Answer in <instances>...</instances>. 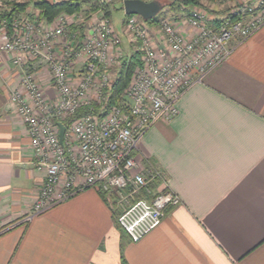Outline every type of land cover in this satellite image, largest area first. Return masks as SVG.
I'll return each instance as SVG.
<instances>
[{
	"label": "crops",
	"instance_id": "obj_1",
	"mask_svg": "<svg viewBox=\"0 0 264 264\" xmlns=\"http://www.w3.org/2000/svg\"><path fill=\"white\" fill-rule=\"evenodd\" d=\"M19 71L0 55V264H264V24L139 140L179 202L138 241L93 187L27 218L43 172L8 98Z\"/></svg>",
	"mask_w": 264,
	"mask_h": 264
},
{
	"label": "built area",
	"instance_id": "obj_2",
	"mask_svg": "<svg viewBox=\"0 0 264 264\" xmlns=\"http://www.w3.org/2000/svg\"><path fill=\"white\" fill-rule=\"evenodd\" d=\"M223 1L230 8L222 16L183 7L177 17L161 14L148 24L124 13L123 33L140 64L125 100L110 107L111 69L126 53L108 17L62 13L48 22L23 13L9 25L0 20V55L20 70L8 98L26 126L35 167L43 172L27 218L93 187L117 213L123 231L138 241L159 224L167 206L179 202L163 170L148 159L137 161L134 153L154 123L177 115L184 91L264 24V0ZM79 23L81 38L71 30ZM80 109L87 112L69 120Z\"/></svg>",
	"mask_w": 264,
	"mask_h": 264
},
{
	"label": "trees",
	"instance_id": "obj_3",
	"mask_svg": "<svg viewBox=\"0 0 264 264\" xmlns=\"http://www.w3.org/2000/svg\"><path fill=\"white\" fill-rule=\"evenodd\" d=\"M161 1V0H160ZM163 1V0H162ZM165 5L171 9L173 17H177L181 5L191 7L198 4L200 0H167ZM115 2H120V8L123 9L122 0H21L11 1L5 8L0 9V20L6 19L8 25L12 19L19 14L29 13L32 16H36L38 20L52 21L58 15L65 14H82L85 17H89L92 13L97 12L109 18L111 15V9L114 7ZM32 5L33 10L29 12L27 9ZM163 9L153 18L146 20L148 24H153L157 17L160 16ZM125 16V14H124ZM83 23L73 25L71 30L78 31V37L84 35ZM79 39V38H78ZM140 64V58L138 52L126 53L122 59L114 66L115 77L110 89V99L107 106L112 104H120L125 97L123 95L125 88L131 78V74L135 68ZM87 112V110L80 109L76 114L72 115L69 120L80 116ZM65 119V123L69 121ZM99 191V190H98ZM100 192V191H99ZM103 196V193L100 192ZM117 215V213L115 212Z\"/></svg>",
	"mask_w": 264,
	"mask_h": 264
},
{
	"label": "rangeland",
	"instance_id": "obj_4",
	"mask_svg": "<svg viewBox=\"0 0 264 264\" xmlns=\"http://www.w3.org/2000/svg\"><path fill=\"white\" fill-rule=\"evenodd\" d=\"M11 1H21V0H3L2 1V5L0 6L1 8H5L8 5V2ZM162 5V9H163V16H172L173 17V13L171 11V9H169L165 3L168 2L167 0H158ZM201 7L203 9H206V11L208 12L209 15H223L226 13V10H228L230 8V4L226 1L223 0H200V2L198 4H195L189 8H193V7ZM187 7L186 5H181V8L178 12L182 11V8ZM29 12H31L33 10L32 5H30V7H28L27 9ZM92 15H100L97 12H94ZM124 18V11L123 9L120 8V2H115L114 3V7L111 9V15L109 16L110 22L112 24V26L114 27L115 31L120 35L121 37V47L123 49V51L125 53H129L132 50V47L130 46V43L127 39V37L125 36V34L123 33V25H122V19ZM89 20L86 19L85 22H87ZM149 26H153V25H149ZM111 73H112V77H115V71H114V67L111 69Z\"/></svg>",
	"mask_w": 264,
	"mask_h": 264
},
{
	"label": "water",
	"instance_id": "obj_5",
	"mask_svg": "<svg viewBox=\"0 0 264 264\" xmlns=\"http://www.w3.org/2000/svg\"><path fill=\"white\" fill-rule=\"evenodd\" d=\"M123 11L126 14H137L144 20L155 17L163 5L158 0H122ZM64 125L59 123L58 136L62 141Z\"/></svg>",
	"mask_w": 264,
	"mask_h": 264
}]
</instances>
